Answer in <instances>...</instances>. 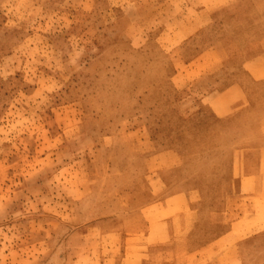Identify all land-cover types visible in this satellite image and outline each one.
Returning a JSON list of instances; mask_svg holds the SVG:
<instances>
[{"label":"rangeland","instance_id":"1","mask_svg":"<svg viewBox=\"0 0 264 264\" xmlns=\"http://www.w3.org/2000/svg\"><path fill=\"white\" fill-rule=\"evenodd\" d=\"M158 12L130 43L94 0H0V264H153L174 237L180 264H264L240 243L264 214L233 220L264 196V90L222 97L211 30L178 48Z\"/></svg>","mask_w":264,"mask_h":264},{"label":"crops","instance_id":"2","mask_svg":"<svg viewBox=\"0 0 264 264\" xmlns=\"http://www.w3.org/2000/svg\"><path fill=\"white\" fill-rule=\"evenodd\" d=\"M145 0H94V5L98 6L99 13L96 14L94 23L98 19H111L106 22V25L116 27L121 30V36L124 41L133 43L136 40V33L130 30V27L143 26L145 20L155 11H163L168 6H172L176 11L177 17L172 19L173 28L172 34H169L170 40L178 48L184 43H188L194 39L200 38L201 35L211 30L212 38L221 45V51L215 50V53L210 55L211 58L221 59L219 64L221 74L231 75L232 79L228 84L221 88V96L224 97L230 92L244 91L245 93L254 90L259 95L264 90V0H221L217 5L207 0H147L150 4L146 8H142ZM140 8V11H139ZM135 10V11H133ZM158 12V13H159ZM185 15V16H182ZM182 17L187 19L181 21ZM113 19V20H112ZM105 24V23H104ZM129 26V28H127ZM165 25H158L154 31L158 30L157 36L152 39L150 31H146L144 43L147 41L152 43L162 39L165 35ZM150 36V37H149ZM148 46V45H147ZM174 46V47H175ZM173 47V49H174ZM163 50L152 54L153 57L167 56ZM193 65L187 66L192 67ZM191 74L188 69H180L170 80L172 87L182 89L186 86L185 79L190 78ZM184 81V82H183ZM262 82V83H261ZM225 83V82H224ZM249 96L243 101L250 102ZM260 98H255L257 101ZM240 99L233 102L235 105H241ZM245 192L239 191L238 205L236 207V217L240 219L245 214L254 212L264 214L262 205L264 204V196H260L259 206L254 203L252 211L241 210L242 203L246 204L247 199L243 196ZM182 197L179 193L173 194L167 200V209L173 211L175 220L182 217V212L188 214V211L194 214L193 226L200 218V212L197 208L184 209L179 204L182 203ZM158 204H160L158 202ZM156 204V205H158ZM170 204V205H169ZM180 216V217H179ZM245 227H238V231ZM183 235V233H182ZM260 232H255L247 238L240 240L246 244L264 245L263 237ZM178 240L171 239L163 242H156L153 246H160V253L152 259L153 264H180L178 263ZM239 241V240H238ZM180 262V261H179Z\"/></svg>","mask_w":264,"mask_h":264}]
</instances>
